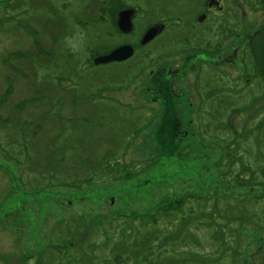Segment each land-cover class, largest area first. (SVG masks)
Returning <instances> with one entry per match:
<instances>
[{
	"label": "rangeland",
	"instance_id": "rangeland-1",
	"mask_svg": "<svg viewBox=\"0 0 264 264\" xmlns=\"http://www.w3.org/2000/svg\"><path fill=\"white\" fill-rule=\"evenodd\" d=\"M130 3L136 29L122 35L110 8ZM165 3L0 0V264H264L259 84L216 115L212 144L143 110L160 102L140 51L94 64L165 20ZM234 4L258 35L264 6ZM153 229L160 249L135 252Z\"/></svg>",
	"mask_w": 264,
	"mask_h": 264
},
{
	"label": "flooded vegetation",
	"instance_id": "flooded-vegetation-1",
	"mask_svg": "<svg viewBox=\"0 0 264 264\" xmlns=\"http://www.w3.org/2000/svg\"><path fill=\"white\" fill-rule=\"evenodd\" d=\"M235 1L166 0L165 20H157L152 24H161L163 29L147 44L141 42L145 33L136 42L135 39L134 42L117 44L115 47L132 44L134 54L123 61L109 62L127 63L141 52L148 64V75L142 87L148 88V95L153 97L154 103L160 102L159 106L151 105L143 110L151 114H164L175 135V124L181 126L183 129L178 134L184 140L191 137L190 131L199 130L205 135L203 137L208 138L207 142L212 140V144H217L214 138L217 136L213 132L219 124V121L213 122L216 115L227 105L232 104L230 107H234L235 97L250 95L248 90L256 84L260 87L252 96L257 93L264 96V71L258 63L253 44L257 31L254 36L248 25L250 22L241 20ZM245 1L255 8L264 6V0L262 3L258 0ZM125 8L135 10L133 29L128 33L118 26V13ZM110 11L115 16L114 23L120 34L130 35L135 31L137 7L131 3L122 4L110 8ZM160 39L164 40L162 47L154 48L153 45ZM111 50L107 49L105 53ZM141 72L139 66L137 77ZM2 103L0 105L7 103V99ZM5 117L12 118L11 115ZM261 126L256 124L258 128ZM210 129L212 132L206 133ZM194 141L196 139L192 138L191 142ZM23 255L22 261L26 258Z\"/></svg>",
	"mask_w": 264,
	"mask_h": 264
},
{
	"label": "water",
	"instance_id": "water-1",
	"mask_svg": "<svg viewBox=\"0 0 264 264\" xmlns=\"http://www.w3.org/2000/svg\"><path fill=\"white\" fill-rule=\"evenodd\" d=\"M135 10L133 8H125L118 13V26L119 28L128 33L133 29V15ZM163 25L155 24L150 26L145 34L143 35L141 42L142 44H147L151 41L162 29ZM254 51L258 63L261 69L264 71V30L261 31L253 40ZM134 54V46L132 44L126 43L118 47H115L111 51L105 54H100L94 58L95 64H105L111 61H123L129 59Z\"/></svg>",
	"mask_w": 264,
	"mask_h": 264
},
{
	"label": "trees",
	"instance_id": "trees-1",
	"mask_svg": "<svg viewBox=\"0 0 264 264\" xmlns=\"http://www.w3.org/2000/svg\"><path fill=\"white\" fill-rule=\"evenodd\" d=\"M258 124H261V122H258ZM18 145H22L21 144V142L18 144ZM49 170L48 171H46L45 172V177H47V175L49 174V173H51V172H55L54 170H51V168H48ZM37 182H36V180L34 179H31V181H29V186L30 187H35V188H37V187H39V186H36L35 184H36ZM200 198H198V200H199ZM152 222H156V219H153L152 220ZM132 228V227H131ZM131 228H130V231H131ZM133 229V228H132ZM74 231H77V234H78V237L80 236L79 235V233L81 232V230L82 229H77V228H74L73 229ZM85 231H87V230H85ZM85 231H82L81 233L83 234ZM153 235H155V236H157L156 235V232H155V229H153L148 235H144L142 238H143V240H139L140 242H145V243H140V247L139 248H137V249H134L135 250V252H139L140 250H142V249H144L145 247L147 248V252L149 253V254H152L153 252H154V250L155 249H160V239L158 238V236L155 238L156 240H155V242L153 241V238H152V236ZM159 239V240H158ZM162 239V238H161ZM164 239V240H163ZM162 239V241H164L165 243V246H167V244H169V242L167 241L168 240V238H163ZM139 241H137V242H139ZM165 250H166V248H165ZM165 252V251H164ZM36 257H38V256H36ZM74 258H76V255L75 256H73ZM92 258L93 259H95L93 256H92ZM133 259H137V257H132ZM35 259V258H34ZM217 260V259H216ZM95 261V260H94ZM218 261V260H217ZM20 262V261H19ZM30 262V259H26V261H21V264H30L29 263ZM90 264H93V262L91 263V262H89Z\"/></svg>",
	"mask_w": 264,
	"mask_h": 264
}]
</instances>
